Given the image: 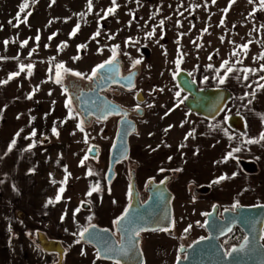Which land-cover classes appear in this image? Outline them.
I'll list each match as a JSON object with an SVG mask.
<instances>
[{"label": "rangeland", "instance_id": "rangeland-1", "mask_svg": "<svg viewBox=\"0 0 264 264\" xmlns=\"http://www.w3.org/2000/svg\"><path fill=\"white\" fill-rule=\"evenodd\" d=\"M21 3L22 0H4V11L11 9L4 17L12 19L13 14L17 15ZM29 5L25 13L20 14L23 20L31 11L27 23L14 26L17 23L14 19L9 26H3L0 21V35L4 32L0 50L36 51L29 55L25 50L18 62L25 66L36 64L30 75L27 67L24 72L28 80H33L31 87L36 101L40 102L42 110H50L53 122L43 129L40 139L17 143L11 152L0 151V264H57L56 255L46 254L36 245L38 232L61 243L65 249L63 264H116L101 261L93 247L81 241L76 243L79 237L73 233L91 225L115 233L114 221L124 213L130 201L128 193L125 194L127 205L119 214L123 198L121 182L128 185L129 192L130 172L135 173L143 201L150 180L160 183L167 177L172 178L168 188L173 194V233L140 234L144 264H175L181 258L180 248L206 236V216L214 206L219 207L220 215L224 210H233L234 203L253 204L249 197L258 198L252 193L259 185L252 180L260 175L249 178L238 161L253 159L262 145L245 143L247 139H257L258 134L240 137L231 132L226 120L230 115H244L250 125L251 121L257 122L261 111L258 98L264 97V88L258 84H264L260 79L264 76V71H260L264 59L258 57L264 53V9L260 8L259 0L253 3L249 0H235V3L230 0H215V3L212 0H116V11L107 16L105 12L113 7L112 0H92L90 13L88 0H55L54 4L52 0H38L34 6L29 0ZM224 9L228 11L225 13ZM79 13L85 16L81 18ZM2 15L0 12V20ZM77 23L80 28L70 38ZM97 32L99 35L92 39ZM37 35L39 41L35 39ZM24 41L28 43L21 47ZM64 44L66 47L60 48ZM85 44L87 47L78 52L77 46ZM245 44L246 52L240 47ZM142 48L149 51V57L141 53ZM113 49L121 58L125 72L134 68L135 60H140L136 64L140 70L136 89L142 91L146 105L142 107L144 115L133 118L137 127L136 133L129 137V156L116 165L115 177L107 183L109 155L118 119L83 124L84 132L79 131L77 124L82 118L73 102L75 118H69V109L65 107L69 96L63 81L67 76L82 82L88 79L59 69L62 84H58L55 73L56 65L63 63L67 69L91 74L95 66L112 57ZM178 50L182 61L177 70ZM233 52L238 55H232ZM6 56L12 58L16 53ZM76 56L80 58L73 60ZM224 61H228L234 71L220 84L217 77L225 74L227 66L221 68ZM243 68L255 69L256 73L249 72L245 80L244 73L236 71ZM179 71L192 73L190 76L200 89L225 88L232 93V100L216 120L205 121L183 106L185 95L175 83ZM176 93H180L179 98ZM134 94L112 89L107 95L127 109L135 105ZM39 116L36 123L48 124L47 115ZM54 126L58 136L52 132ZM190 132H194V136H187ZM91 146L97 147L99 154L95 158L87 156L85 160ZM235 148L240 151L233 152ZM216 150L223 155H218L217 165L203 167L208 173L201 176V163L211 162L209 158ZM89 169L92 175H88ZM176 169L179 171H174ZM222 176L228 178L213 183ZM97 184L99 191L87 195ZM62 186L65 191L61 200L45 207L49 199L55 200ZM202 186L209 187L207 195L195 193V189ZM81 204H87L90 209L82 210ZM78 208L74 218L73 213ZM109 217L110 226L105 222ZM189 225L191 228L186 232ZM262 244L264 246V230Z\"/></svg>", "mask_w": 264, "mask_h": 264}, {"label": "water", "instance_id": "water-1", "mask_svg": "<svg viewBox=\"0 0 264 264\" xmlns=\"http://www.w3.org/2000/svg\"><path fill=\"white\" fill-rule=\"evenodd\" d=\"M111 67L113 68L111 79L102 81L98 75L99 83L94 89L90 93H81L77 98V109L84 119L92 116L97 121H103L109 116L121 117L118 123L116 139L109 155L106 174L107 183H111L114 179L116 165L127 159L129 155V137L136 133V124L129 119V112L110 102L99 93L113 85L121 86L124 90L131 89L135 84L137 72H132L120 78L118 59H116L114 66ZM129 76L132 77L131 82L128 80ZM192 81L194 80L185 71H179L175 75L178 89L186 95L183 106L190 114L206 120L216 119L230 101V92L226 89H199L196 82L192 83ZM143 100V96L139 94L137 101L142 103ZM105 105L113 106L117 111L110 112L104 119H98V116L104 115V112L107 111L104 108ZM101 109H104V112L100 111ZM138 112L139 115L142 113L140 110ZM227 124L240 134L245 131L244 121L238 115H230L227 119ZM91 147H94L95 151L89 152L87 150V156L95 158L99 154V149L95 146ZM239 164L248 173H255L256 171L254 165L250 162L240 161ZM169 182V178L160 183L150 180L145 188L147 197L142 201L140 192L137 189L135 173L131 172L129 185L132 187V196L126 209L130 213L129 218L133 221V226L149 229L143 232L165 231L168 234L173 233V194L168 188ZM209 191V187L206 186L195 189V193L199 195H206ZM81 209L88 211L90 207L87 204H81ZM222 227H230L231 231L221 233L220 228ZM88 228L89 234L95 238L89 239V234H86L81 243L93 247L97 254L99 252L101 254L100 260L113 263L119 260V264H144V257L139 245L140 237L137 238L139 243L135 249L127 255H118L117 252L120 247L127 244V237L120 227L115 225V233L109 229L97 226L93 229L92 225ZM234 228L242 233L243 239L237 245L230 247L229 250H225L222 241L232 233ZM204 230L206 237L193 242L188 247L179 249V255L181 256L179 264H264V246L262 244L264 208L257 205L239 206L233 210H224L219 215V207L214 206L206 216ZM245 238L250 241L247 249L243 252L233 253L231 257L225 256V253L231 251V249H239ZM35 243L46 254L56 255L57 264H63L65 249L60 242L50 240L45 234L38 232L35 235ZM109 245L116 249L117 252L105 254L104 249ZM175 264H178V260Z\"/></svg>", "mask_w": 264, "mask_h": 264}, {"label": "crops", "instance_id": "crops-1", "mask_svg": "<svg viewBox=\"0 0 264 264\" xmlns=\"http://www.w3.org/2000/svg\"><path fill=\"white\" fill-rule=\"evenodd\" d=\"M3 7H4V0H0V12H1V14H3L2 15L3 17L0 20L1 24L3 26L8 24V26H9V21L10 20L13 21L17 15L13 14L12 19H8V17H4V14H8V15L10 14L11 9L10 10L6 9V11H4ZM1 33L4 34L3 31H1ZM2 34L0 35V38H2L1 37ZM25 50H23L22 52H18L17 50H9V49H6L4 51L0 50V81H5V80H7V78L9 77L10 74L19 72V75L14 76L7 83L0 84V151L7 149L10 141L14 137L16 138V144L22 143L27 139L28 140L38 139L39 135L41 134L43 129L48 128V126H50V124L53 122V119L51 120L52 115L50 113V110L49 111H47V109L42 110L40 102L36 101L34 95L32 94L31 83H33V80L30 78L28 80V78H26V73L24 72L26 70V66H25V70L23 72H20V70H19V66L21 63V62L20 63L18 62V60L20 59L19 56L21 54L25 53L26 51H29L28 53H35L36 52V51H30L31 49H27L26 51ZM13 52L16 53V56H14V57L12 56V58L6 56L8 53H13ZM16 57H18V59H16ZM23 65H25V64H23ZM35 65L36 64H33L32 71L34 70ZM16 67H17V69H16ZM12 70H14L13 73H10V71H12ZM33 85H34V83H33ZM212 89H218V88H212ZM222 89H225V88H222ZM226 90H228V89H226ZM230 94H231V99H230V101H231L233 95L231 92H230ZM29 96H31V99L28 98ZM258 102H259V106L261 107V111L258 115L257 122L251 121L250 125H248V122H247L248 118L244 115H238L244 121L245 131L243 134H240V133L234 131L233 129H231L229 127V125L227 124V126L231 130V132H233L234 134H237L240 137L246 136V135L248 136V135L258 134V137H256V138L257 139L259 138V134L261 132H264V119H262V117H264V107H263L264 106V97L258 98ZM48 113H50L49 116H48ZM38 115H40L41 117H42V115H47L48 116V122H47L48 124H45V123L43 124V121H42V124L36 123V119H37ZM17 117H19V118H17ZM199 118H201L205 121H209V122L217 119L216 118L214 120H206L202 117H199ZM226 123H227V120H226ZM34 130L36 132V135L32 136L31 134ZM17 132L20 133L18 137L16 136ZM259 144H261L262 146L259 147L258 150H256L257 153H255V155L252 156L253 159L247 158V160H246V158H244V159H239V161H238V165H239L240 169H242L244 174L247 175L249 178H251L253 176H259L260 175V177H258L257 179L252 180V181L256 180L258 182V183H256V185L257 184L259 185L257 187L258 190H256V191L254 190V192L252 193L255 197H258V198L249 197L250 201L253 202L252 205H264V188H263L264 187V141H261ZM214 149H216V148H214ZM218 155H223V154L217 153V150H216V152L213 154V157L209 158V159H211V162H206V160H205L203 163H201V165L199 167V170L201 171V176L204 177L208 173V171L206 172L203 170V167H207L208 165H214L215 163H217ZM202 158H203L202 160L206 159L205 157H202ZM240 161L252 163L256 169L255 173L246 172L241 167V165L239 164ZM215 165H217V164H215ZM217 171H218V169L216 170V173H218ZM221 173H222V171H221ZM186 179H189V178L186 177ZM256 185H255V187H256ZM127 186L128 185H126V183L121 182V189H122L123 198H122V201L120 203L121 210L118 211L119 214H121L125 210V206L127 205V200L125 198V194L128 193V187ZM183 198H185V196H183ZM108 206H109V204L107 203V205L105 206V212L108 209ZM110 219H111L110 217H109V219H105V222L108 224V226H110L109 224H111V222H109ZM0 226H1V224H0ZM104 262H109V261H104Z\"/></svg>", "mask_w": 264, "mask_h": 264}, {"label": "snow or ice", "instance_id": "snow-or-ice-1", "mask_svg": "<svg viewBox=\"0 0 264 264\" xmlns=\"http://www.w3.org/2000/svg\"><path fill=\"white\" fill-rule=\"evenodd\" d=\"M37 2H38V0H31V5L34 6L35 3H37ZM212 2L215 3V0H212ZM230 2L231 3H235V0H230ZM52 3L54 4L55 0H52ZM249 3H253V0H249ZM259 4H260V8L264 9V0H259ZM112 5H113V7L108 8L107 11L105 12V16H107L108 14H112V13H114L116 11V7H115L116 6V0H112ZM29 6H30L29 5V0H22V3L18 6L19 11L17 13V16L15 17L17 23L14 26H19V23H27L28 16H31V14H32L31 11H28L26 13V15L24 16L23 20L20 19V14L21 13H25V10L28 9ZM87 6H88V11L90 13L91 10H92V0H88V5ZM223 11L226 13L228 11V9H224ZM77 15L80 16L81 18H83L85 16V13H79ZM65 22H67V21H65ZM9 23L11 24L12 21L10 20ZM162 24H163V22H161V26H162ZM221 24H223V20L221 21ZM79 28H80V24L77 23L76 26L74 27L73 31L70 33V38L76 35V33L78 32ZM37 31L39 32V30H37ZM154 31L155 30H153V32ZM205 31H207V29H205ZM96 35H99V32L95 33L94 36L92 37V39H95ZM149 35H151V33ZM51 38L52 37H49V39H51ZM35 39L37 41H39V39H40L39 35H37ZM4 43H5V45H7L8 41H5ZM27 43H28V41H24L21 44V47H24ZM46 47H47V45H46ZM62 47H66V44L60 46V48H62ZM86 47H87L86 44L85 45H78L77 46V50L79 52L81 49L86 48ZM115 47L118 48L119 46L117 45ZM240 47L245 52L247 51V47H248L247 44L242 45ZM60 48H58V51L60 50ZM29 55H31V53ZM232 55L236 56V55H238V53L233 52ZM178 56L180 58L177 61H175L177 70L179 69L180 63L182 61V54L179 53V50H178ZM79 58H80L79 56H76V57H73V60H77ZM16 59H18V57H16ZM52 59H54V58H52ZM209 59H211V57H209ZM258 59H264V53H261V55L258 57ZM236 62L237 63H242V61H240V60H237ZM115 63H116V51H115V49H113L112 57L109 60H107V61L95 66L92 69L91 74H82L80 72L73 71L71 69H67V68L64 67L63 63H61V64L56 65L57 71L55 73V82L58 83V84H62V76H61V73H60L59 69H63L64 73H70L71 75L76 76V77H78L80 79H85L86 78L89 81L94 80V78H96L98 75L100 77V80H102V81L103 80H107V79H111L112 78V73H113V68L111 66H114ZM139 63H140V60H135L133 62V67H135V65L139 64ZM228 65H229L228 61H224L223 64L221 65V68H225V66H227V67L225 68L224 76H219L218 75V77H217L218 78V82L220 84H224L225 80L227 79L228 73H231V72L234 71V68L232 66H228ZM26 67L28 69V74L30 75L33 65L29 64ZM19 70H20V72H23L25 70V65H23V63L20 64ZM50 71H51V69H50ZM236 71H242L244 73L243 79H245V80L248 79V73L249 72H251L252 74L256 73L255 69H249V68L236 69ZM260 71H264V65H261ZM17 75H19V72L10 74L9 77L7 78V80L0 81V84L7 83L9 80H11L14 76H17ZM189 75H192V73H189ZM131 79H132V77L129 76L128 77L129 82H131ZM206 79H207V77H205V80ZM260 79L264 80V76H261ZM194 82L195 81H192V83H194ZM249 86H251V85H249ZM258 86L260 88H264V84H258ZM49 94H51V93H49ZM176 96L179 98L180 93H176ZM252 96L255 97V91H253ZM28 98L31 99V96H29ZM71 105H72V98L69 97L68 100L66 101L65 107L69 109V118H75V117L72 116L73 109H72ZM150 107H151V105H150ZM104 108H106L107 111L104 112V109H101L100 111L104 112V115L98 116V119H104V118H106L107 114H109L110 112L117 111V109H115V107L110 106V105H105ZM89 114H91V113H89ZM167 114L168 113H166L165 115H167ZM17 118H19V117H17ZM262 119H264V117H262ZM83 124H84L83 120H80L78 122V124H77V129L79 131H81V132H84ZM182 126H183V122L181 124V127ZM216 126L218 127L219 125H216ZM170 128H171V126H169V129H165V131L167 132L168 130H170ZM52 132H53L54 135H57V136L59 135V133L57 132V129H56L55 126L52 128ZM19 134L20 133L17 132L16 136L18 137ZM72 134L74 135L75 133H72ZM31 135L32 136L36 135L35 130L32 132ZM187 136H194V132L188 133ZM187 136H186V139H187ZM230 139H231V137H230ZM261 141H264V132H261L259 134V138L258 139H247L245 141V143H247V144H256V143H260ZM84 142L85 143L88 142L87 134H85ZM15 145H16V138L14 137L10 141V143L8 145L7 152H11ZM88 151L89 152H93V151H95V148L94 147H90L88 149ZM239 151H240V148L233 149V152H239ZM228 156L231 157L232 153H229ZM84 159L85 160L88 159L87 155L84 157ZM169 159H171V158H169ZM225 159H227V157ZM81 164H83V161H81ZM65 171L67 172L66 167H65ZM161 171H164V169H161ZM174 171H179V169H176ZM92 174L93 173H92L91 169H89L88 175H92ZM227 178L228 177H226V176H222L217 181H214L213 183H219L220 180H224V179H227ZM66 180H67V176L65 177V182H66ZM53 183H55V181H53ZM61 183L63 184L64 182H61ZM14 190H16V189L14 188ZM64 191H65V188L63 186L60 187L59 190H58V194L55 197V200L49 199L47 201V203L45 204V207H47L48 204H53L55 202H59L61 200V198H62L61 194ZM96 191H99V185L98 184L92 186L91 190L87 193V195L91 196L92 193L96 192ZM128 195L131 198V196H132V187H131V185H129ZM257 206L261 207V208H264V205H257ZM232 207L235 209V208L239 207V204L238 203H234L232 205ZM78 211H79V208L76 209L75 212L73 213V217L74 218H75L76 212H78ZM65 215H66V213H65ZM129 216H130V213L126 209L125 212L119 218H117L114 221L115 225L120 227V229L125 233V235L127 237V244L126 245H122L120 247V249L118 250V252H117L116 249L112 248L109 245V246H107L104 249L105 254L112 253V252H117L118 255H120V254L127 255L129 252H131L133 249H135L138 246L139 241L137 240V238L140 236L141 232L149 230V229L144 228V227H135V226H133V221L129 218ZM63 219H64V216L61 217V220H63ZM89 219H91V218H89ZM92 228L94 229L95 225H92ZM190 228H191V225H189V227L186 228L185 231L186 232L189 231ZM161 230H164V229H161ZM225 231L230 232L231 228L230 227H227V228L222 227V228H220V232L221 233H224ZM86 234H89V228H87V227L79 228L78 229V233H73V235H78V237H79L75 242L76 243H80V241L85 238ZM92 238H95V237L92 236L91 234H89V239H92ZM249 244H250V241L247 238H245L244 243L240 245L239 249L233 248V249H231V251L226 252L225 256L231 257L233 255V253L243 252L245 249L248 248ZM82 254H83V252H82ZM100 255L101 254L98 252V254H97L98 258L100 257ZM116 264H119V260L116 261ZM178 264H179V258H178Z\"/></svg>", "mask_w": 264, "mask_h": 264}, {"label": "flooded vegetation", "instance_id": "flooded-vegetation-1", "mask_svg": "<svg viewBox=\"0 0 264 264\" xmlns=\"http://www.w3.org/2000/svg\"><path fill=\"white\" fill-rule=\"evenodd\" d=\"M140 51H141V53H143L146 57H149L150 53H149L148 50L142 48ZM145 52H146V53H145ZM116 59L119 60V65H120L119 77H120V78H123V77L127 76L128 74H130V73H132V72H137V76L135 77V84H134V86H133L131 89H129V90H124L121 86L113 85V86L109 87L108 89L101 91L99 94H100L101 96L105 97V98H106L107 100H109L110 102L119 105L118 103H116V102L112 101L111 99H109V97H108V95H107L112 89H119V90H122V91H125V92H135V94H134V101H135V105H134V107H132V108H127V109H126V108L122 107L121 105H119L122 109H124V110H126V111L129 112V119H131V120L133 121V118H134V117H142V116L144 115V109H142V107H143L144 105H146V98L144 97L142 91L136 89V88H137V87H136V81H137V79H138V77H139V73H140L139 66L136 65V66H135L133 69H131L130 71L125 72L124 69H123L124 65H123V62H122L121 58H120L119 56H116ZM63 83H64V89H65V91L67 92L68 96L72 98V102L76 105V108H77V105H78L77 98L80 96L81 93H90V92L94 89V87L99 83V77L94 78V80H92V81L87 80V81L82 82V81L79 80V79H72V78H70L69 76H67V77H64V81H63ZM175 83H176V82H175ZM176 86H177V85H176ZM199 89H200V88H199ZM139 94H141V95L143 96V98H144V100H143L142 103H139V102L137 101V96H138ZM183 94H184V93H183ZM184 95H185V94H184ZM185 97H186V95H185ZM139 110L142 112L140 115H139V112H138ZM77 111H78V109H77ZM78 112H79V111H78ZM79 114H80V112H79ZM80 115H81V114H80ZM192 115H193V114H192ZM194 116H196V115H194ZM197 117H198V116H197ZM81 118H82V117H81ZM110 118H117V119H118V123H119V121H120V119H121L120 116H109V117H107V118H106L105 120H103V121H97V120L94 119L92 116H89V117L86 118V119L82 118V120L84 121V124L89 125V124H91L92 122H99V123H101V122H105V121H107V120L110 119ZM133 122H134V121H133ZM134 123H135V122H134ZM136 127H137V126H136ZM117 130H118V124H117ZM134 134H135V133H134ZM134 134H132V135H134ZM116 135H117V131H116ZM116 135H115V139H116ZM128 143H129V141H128ZM128 156H129V155H128ZM125 160H126V159H125ZM125 160H124V161H125ZM122 162H123V161H122ZM120 163H121V162H120ZM118 164H119V163H118ZM118 164H117V165H118ZM130 176H131V172H130ZM130 176H129V177H130ZM167 178L170 179V182H169V184H168V186H169L170 183H171V181H172V178H171V177H167ZM167 178H166V179H167ZM112 181H113V180H112ZM129 183H130V182H129ZM141 200H142V199H141ZM142 201H143V200H142ZM235 230H237V229L234 228L233 231H232V233H233ZM232 233H231V234H232ZM205 237H206V236H205ZM223 242H224V240L222 241V244H223Z\"/></svg>", "mask_w": 264, "mask_h": 264}, {"label": "trees", "instance_id": "trees-1", "mask_svg": "<svg viewBox=\"0 0 264 264\" xmlns=\"http://www.w3.org/2000/svg\"><path fill=\"white\" fill-rule=\"evenodd\" d=\"M242 239H243V235L237 229L232 234H230L227 238L224 239L223 247L225 250H229L230 247L237 245Z\"/></svg>", "mask_w": 264, "mask_h": 264}]
</instances>
